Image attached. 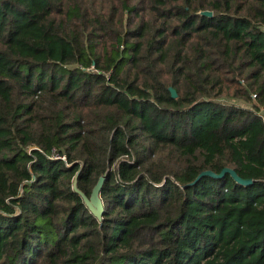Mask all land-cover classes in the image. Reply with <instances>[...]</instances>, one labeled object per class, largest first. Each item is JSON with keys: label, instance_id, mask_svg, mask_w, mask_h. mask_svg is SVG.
I'll list each match as a JSON object with an SVG mask.
<instances>
[{"label": "trees", "instance_id": "trees-1", "mask_svg": "<svg viewBox=\"0 0 264 264\" xmlns=\"http://www.w3.org/2000/svg\"><path fill=\"white\" fill-rule=\"evenodd\" d=\"M0 264H264V0H0Z\"/></svg>", "mask_w": 264, "mask_h": 264}, {"label": "water", "instance_id": "water-1", "mask_svg": "<svg viewBox=\"0 0 264 264\" xmlns=\"http://www.w3.org/2000/svg\"><path fill=\"white\" fill-rule=\"evenodd\" d=\"M202 15H205V16H213V11L211 10H204V11H201L200 12ZM171 92H172V96L173 97H177V92L174 88H170ZM226 174H230L231 177L239 184H242V185H250L254 182V180L252 178H243L241 177L236 171L235 169H233L232 167H225L221 173H216L214 171H211V170H206V171H203L199 177L197 179H199L201 176H204V175H209V176H213V177H216V178H221V177H224ZM104 179H105V175L104 176H101L98 183L95 185V187L93 188L92 190V194H91V197H86L85 196V201L86 203L88 204L89 208L93 211V213L98 216L99 218H101L103 212H104V205H103V201L100 197V192H101V188H102V185H103V182H104ZM196 179V180H197Z\"/></svg>", "mask_w": 264, "mask_h": 264}, {"label": "rangeland", "instance_id": "rangeland-1", "mask_svg": "<svg viewBox=\"0 0 264 264\" xmlns=\"http://www.w3.org/2000/svg\"><path fill=\"white\" fill-rule=\"evenodd\" d=\"M167 153H168V149L165 148V149H162V150H161V154L166 155Z\"/></svg>", "mask_w": 264, "mask_h": 264}, {"label": "built area", "instance_id": "built-area-1", "mask_svg": "<svg viewBox=\"0 0 264 264\" xmlns=\"http://www.w3.org/2000/svg\"><path fill=\"white\" fill-rule=\"evenodd\" d=\"M55 155H57L56 153H55ZM56 157H61V158H63V159H66V157L65 156H56Z\"/></svg>", "mask_w": 264, "mask_h": 264}]
</instances>
